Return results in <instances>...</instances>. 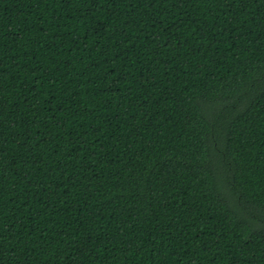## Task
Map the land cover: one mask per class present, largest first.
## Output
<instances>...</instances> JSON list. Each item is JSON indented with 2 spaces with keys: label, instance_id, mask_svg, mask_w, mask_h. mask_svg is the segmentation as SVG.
<instances>
[{
  "label": "trees",
  "instance_id": "obj_1",
  "mask_svg": "<svg viewBox=\"0 0 264 264\" xmlns=\"http://www.w3.org/2000/svg\"><path fill=\"white\" fill-rule=\"evenodd\" d=\"M0 264H264V0H0Z\"/></svg>",
  "mask_w": 264,
  "mask_h": 264
}]
</instances>
